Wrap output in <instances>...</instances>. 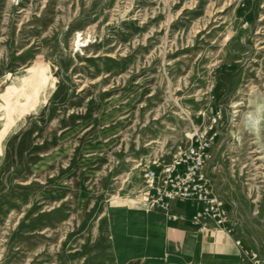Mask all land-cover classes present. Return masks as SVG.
Returning a JSON list of instances; mask_svg holds the SVG:
<instances>
[{"label":"rangeland","instance_id":"1","mask_svg":"<svg viewBox=\"0 0 264 264\" xmlns=\"http://www.w3.org/2000/svg\"><path fill=\"white\" fill-rule=\"evenodd\" d=\"M213 122L206 172L264 257V0H0V264H140L119 210Z\"/></svg>","mask_w":264,"mask_h":264},{"label":"crops","instance_id":"2","mask_svg":"<svg viewBox=\"0 0 264 264\" xmlns=\"http://www.w3.org/2000/svg\"><path fill=\"white\" fill-rule=\"evenodd\" d=\"M199 209L197 202L178 200L168 212L148 210L143 202L119 210L116 253L140 264H253L248 250L234 242L240 238L235 227L231 235L191 222ZM172 213L184 218L174 220Z\"/></svg>","mask_w":264,"mask_h":264},{"label":"built area","instance_id":"3","mask_svg":"<svg viewBox=\"0 0 264 264\" xmlns=\"http://www.w3.org/2000/svg\"><path fill=\"white\" fill-rule=\"evenodd\" d=\"M217 136L218 130L213 122L209 129L196 130L190 137L191 143L171 161L153 162L145 167L139 201L146 209L168 212L174 201L197 202L200 209L190 217L193 224L201 228L214 227L232 235L234 226L228 224L229 215L224 201L206 172L207 164L213 158ZM170 216L174 220L184 218V215L176 213ZM234 242L241 245L242 239L236 238ZM247 254L254 264H264V257L258 251L250 250Z\"/></svg>","mask_w":264,"mask_h":264},{"label":"bare ground","instance_id":"4","mask_svg":"<svg viewBox=\"0 0 264 264\" xmlns=\"http://www.w3.org/2000/svg\"><path fill=\"white\" fill-rule=\"evenodd\" d=\"M236 106V105H235Z\"/></svg>","mask_w":264,"mask_h":264}]
</instances>
